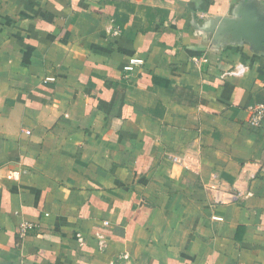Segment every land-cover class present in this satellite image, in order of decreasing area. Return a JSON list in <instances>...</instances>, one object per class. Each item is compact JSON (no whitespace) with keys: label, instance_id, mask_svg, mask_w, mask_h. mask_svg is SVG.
Segmentation results:
<instances>
[{"label":"crops","instance_id":"crops-1","mask_svg":"<svg viewBox=\"0 0 264 264\" xmlns=\"http://www.w3.org/2000/svg\"><path fill=\"white\" fill-rule=\"evenodd\" d=\"M263 100L264 0H0V264H264Z\"/></svg>","mask_w":264,"mask_h":264},{"label":"built area","instance_id":"built-area-1","mask_svg":"<svg viewBox=\"0 0 264 264\" xmlns=\"http://www.w3.org/2000/svg\"><path fill=\"white\" fill-rule=\"evenodd\" d=\"M140 62V60L131 59L129 65L125 67V70L131 71L134 65ZM240 71L241 69L238 67L234 71H231V74L238 75ZM247 122L252 126H260L264 123V100L249 107V116ZM26 133H29V131H26ZM166 157L172 163L187 170H194L197 164V159L193 154H191V152H185L183 154L167 153ZM253 178L254 174H251L248 180L250 181ZM217 181L218 176L217 174L213 173L210 177V180L205 184V189L211 195L214 205H225L233 202H241L248 199L252 195V192L248 186H245L244 188L231 186L229 188L217 184ZM212 218L214 220H222L220 216H213ZM31 228L32 225L28 223L21 224L19 228L20 237H23ZM103 243V241L99 242L101 247L104 246ZM124 257H126V255H124Z\"/></svg>","mask_w":264,"mask_h":264}]
</instances>
